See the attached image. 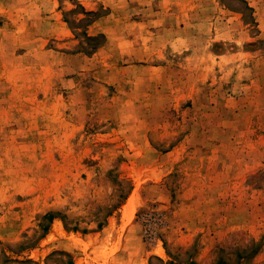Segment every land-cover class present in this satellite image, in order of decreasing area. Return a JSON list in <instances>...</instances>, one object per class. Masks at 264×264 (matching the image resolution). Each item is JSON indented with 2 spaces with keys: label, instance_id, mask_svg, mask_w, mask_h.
<instances>
[{
  "label": "rangeland",
  "instance_id": "rangeland-1",
  "mask_svg": "<svg viewBox=\"0 0 264 264\" xmlns=\"http://www.w3.org/2000/svg\"><path fill=\"white\" fill-rule=\"evenodd\" d=\"M0 264H264V0H0Z\"/></svg>",
  "mask_w": 264,
  "mask_h": 264
},
{
  "label": "trees",
  "instance_id": "trees-1",
  "mask_svg": "<svg viewBox=\"0 0 264 264\" xmlns=\"http://www.w3.org/2000/svg\"><path fill=\"white\" fill-rule=\"evenodd\" d=\"M119 208V205L117 204L116 206H114V208L107 214V216H110L112 213H114L117 209ZM41 221L39 223V227H40V231L42 232V235H40V238H42V236L48 231L49 229V224H51L53 222V220L58 219L60 221H62L63 223V227L65 229V231H71V232H77L78 228L75 226H70L65 222V218L64 216H58L57 214L53 213V212H47L46 214L42 215L40 217ZM48 220L49 224H44L43 221ZM102 224H98V228H101Z\"/></svg>",
  "mask_w": 264,
  "mask_h": 264
},
{
  "label": "bare ground",
  "instance_id": "bare-ground-1",
  "mask_svg": "<svg viewBox=\"0 0 264 264\" xmlns=\"http://www.w3.org/2000/svg\"><path fill=\"white\" fill-rule=\"evenodd\" d=\"M126 205L124 210V220L128 223L134 216L135 213V204H134V198L130 199Z\"/></svg>",
  "mask_w": 264,
  "mask_h": 264
}]
</instances>
